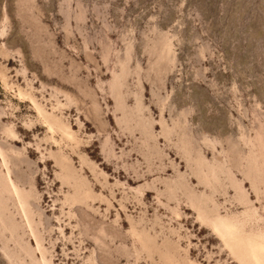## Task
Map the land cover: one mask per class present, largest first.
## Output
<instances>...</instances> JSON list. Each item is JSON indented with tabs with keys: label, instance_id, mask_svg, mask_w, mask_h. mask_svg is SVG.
<instances>
[{
	"label": "rangeland",
	"instance_id": "374dc122",
	"mask_svg": "<svg viewBox=\"0 0 264 264\" xmlns=\"http://www.w3.org/2000/svg\"><path fill=\"white\" fill-rule=\"evenodd\" d=\"M0 264H264V0H0Z\"/></svg>",
	"mask_w": 264,
	"mask_h": 264
}]
</instances>
